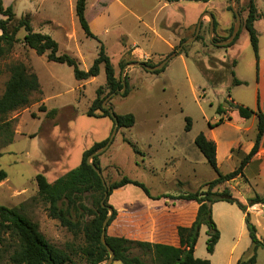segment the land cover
<instances>
[{
	"label": "rangeland",
	"instance_id": "1",
	"mask_svg": "<svg viewBox=\"0 0 264 264\" xmlns=\"http://www.w3.org/2000/svg\"><path fill=\"white\" fill-rule=\"evenodd\" d=\"M1 1L12 8L17 18L27 16L32 31L48 35L58 46L57 54L74 58L80 70L90 68L102 46L121 85H125L126 77L127 86L105 102L108 107L105 110H112L116 115L132 114L135 122L129 129H118L109 147L97 155L105 184L125 177L145 186L153 198L189 194L199 189L206 191V185L216 178V173L195 147V138L199 134L206 139L216 138L219 173L225 174L236 163L235 159H226L228 146L237 141L245 144L253 137V131L238 132L236 118L223 121L219 126H215L214 120L218 118L216 110L219 107L224 108L223 112H235L230 96L245 101L248 109L257 110L258 57L257 60L254 57L243 22L251 1L257 10L258 24L264 26V0H180L175 3L86 0L84 16L93 38L86 37L77 22L76 0ZM235 3L241 20L238 38L229 48L218 47L209 41V19L202 15L210 14L217 24L212 41L225 42L228 39L221 38L229 36L227 31L222 32L223 25L227 21H231L230 26L234 25ZM200 20L195 40L183 46L162 72L155 74L156 71L149 72L133 65L141 63L156 68L192 38ZM24 35L23 30L17 33V43L0 62V96L9 78L6 68L15 63L23 64L36 75L40 93L32 94L27 106L7 114L3 123L6 125L0 127V171L6 174L0 182V206L18 208L22 215L38 225L40 233L52 245L65 250L67 245L80 242L73 240L71 233L56 220L48 218L47 206L39 199L35 178L42 175L48 183H53L77 168L83 153L93 144L109 138L112 120L86 115L96 90L105 87L103 66L99 67L97 77L77 82L71 68L48 62L46 54L37 56L23 45ZM260 37L257 34L258 43ZM263 38H260V51L264 49ZM233 60L236 65L232 70ZM232 71L247 84L233 87ZM103 95L109 96L106 89ZM186 118L190 120L188 131ZM249 124L247 121L245 126ZM236 149L235 146L233 154L237 153ZM223 190H228L233 198L246 205L249 198L264 195V175L249 184L238 178L215 187L212 192ZM93 201L89 194L83 196L86 207L92 208ZM163 203L162 199H148L132 185L115 191L107 204L118 213L107 233L131 234L134 239L150 238L152 224L158 218L151 215L146 206L160 211ZM211 210L220 234L219 241L208 255L206 228L201 226L194 257L208 260L210 264H236L238 260L248 259L252 244L242 212L226 203H215ZM130 212L137 216H129ZM246 212L256 227L257 238L264 242V205H254ZM255 255V264H264V250L258 248ZM0 264L10 263L4 257Z\"/></svg>",
	"mask_w": 264,
	"mask_h": 264
},
{
	"label": "trees",
	"instance_id": "2",
	"mask_svg": "<svg viewBox=\"0 0 264 264\" xmlns=\"http://www.w3.org/2000/svg\"><path fill=\"white\" fill-rule=\"evenodd\" d=\"M163 1L175 3L180 0ZM203 1L206 2L208 0ZM85 5L86 0H76L75 16L84 35L88 38H93L84 16ZM0 16V62L11 53L17 43V33L23 30L25 32L23 45L33 50L37 56L46 54L48 62L66 65L71 68L74 80L77 82L97 77L100 71L99 67L103 66L105 87H99L96 90V97L86 115L93 118L108 117L112 120L109 110L102 108V102L108 96L103 95L104 89L110 95L121 90L122 85L116 78L114 69L102 46H100L97 58L93 61L90 68L87 71H83L78 68L77 61L71 56L57 54L58 46L48 35L34 33L27 16L17 18L12 8L4 7L1 0ZM233 18L235 22L234 14ZM256 19V7L250 1L243 28L248 34L254 57L257 60L258 39L253 28V23ZM213 25V30L215 31L217 26L215 21ZM233 26L231 25L227 30L228 36L232 32ZM239 32L229 46L222 48H229L234 45ZM228 38L221 39L226 40ZM213 42H216V40L213 39ZM235 65L236 61L233 60L231 64L232 70ZM163 70L154 73L158 74ZM6 72L9 78L0 96V127L6 125L3 123L7 114L27 106L32 94L40 93L36 75L23 64L8 65ZM231 77L233 87L243 84L235 78L233 71L231 72ZM124 83L127 86L126 77L124 78ZM126 95L127 91L124 96ZM235 111L239 118L244 120L250 119L253 115L256 116L257 127L253 147L248 154L243 155L239 165L232 172L221 174L217 168L216 144L206 139L203 134H199L194 140V145L216 173V178L206 185V191L199 189L189 194L164 195L153 198L145 186L130 181L125 177L117 182L106 184V188H104L100 178L92 167L86 163V160L88 156L105 145L106 139L100 143L93 144L91 148L83 153L82 160L77 168L69 171L53 183H48L42 175H37L35 178L39 199L47 206L45 211L48 218L56 220L60 227L71 233L73 240H79L80 243L78 245L69 244L65 250L59 249L52 245L40 233L38 225L22 215L18 208L0 206V259L5 257L10 264H106L109 256L107 250L100 242V235L102 224L109 215L106 207L110 206L107 201L115 191L127 185H132L141 190L150 200L162 199L164 202L163 208L160 211L150 210V214H154L158 219H154L155 222L152 224L151 237L145 240L143 238L134 239L131 234L129 236H115L107 233L108 226L113 223L118 213L112 208V213L105 228V243L114 254L113 262H119L120 264H210L208 260L195 258L193 255L194 248L200 227L204 226L206 228L205 251L208 255L213 253L220 234L212 220L211 206L215 203H226L236 206L244 215V225L252 244L251 256L246 260H238L236 264H255V252L258 248L264 250V242L257 238L256 227L250 222V217L246 210L257 204L264 205V195H255L247 200L246 205H243L233 198L228 190L212 192L217 186L243 177V170L257 153L260 139L264 133V115L260 108H257L256 112H254L247 107L236 106ZM96 112H99V114L96 115ZM221 113V108H217L216 114L220 117ZM115 117L118 129H129L134 125L135 119L132 114H115ZM222 123L223 118L220 117L215 126H219ZM189 128L190 120L186 118V131ZM91 163L100 172L98 156L93 157ZM5 178L6 174L0 171V182ZM105 193L107 198L104 201V207H101L100 201ZM85 194H89L94 198L92 208H88L83 204L82 201ZM122 214L126 215L125 213ZM129 216H137V214L129 213ZM127 226L131 227L130 225ZM135 250L138 253H134Z\"/></svg>",
	"mask_w": 264,
	"mask_h": 264
},
{
	"label": "crops",
	"instance_id": "3",
	"mask_svg": "<svg viewBox=\"0 0 264 264\" xmlns=\"http://www.w3.org/2000/svg\"><path fill=\"white\" fill-rule=\"evenodd\" d=\"M4 7H7V6H4ZM0 18H1V16H0ZM230 22L231 21H227L223 25V29H222L223 33L229 29ZM253 28H254L255 32H257V34H259V37L261 36L260 38L264 37V26H261L260 24H258V17L253 23ZM0 35H1V32H0ZM260 38H259V43H258V50L259 51L257 53L258 62H257V77H256V88H257L256 109L260 108L261 104L264 103V49L261 50L262 52L260 51V44H261ZM262 42H263V46H264V38H263ZM234 75H236V74H234ZM235 78L237 80H239L240 82H242L243 84H247L244 79H242L238 76ZM237 87H239V86H237ZM229 101L235 107L236 106H243V107L246 106L245 101H243L241 99L234 100L231 98V96L229 98ZM235 107H234V111H235ZM223 110H224V108H223ZM223 110L221 108L222 113H221L220 117L223 118L224 122L226 120L228 121L231 118H236L237 123L239 125L238 132L245 134V133H248L249 131H251V132L253 131V134H254L252 138L247 139L245 141V144L242 141H237V143H235L234 145L228 146L226 159H229L230 161L232 159H235V162H236V163H234V166L230 171V172H232L239 165V162H240L241 158L243 157V155L248 154L249 151L251 150V148L253 147L254 139H255V135H256L257 118H256V116L253 115L250 119L244 120V119L239 118L236 111L233 112V111H227L226 110V112H223ZM262 113L264 115V112H262ZM220 117L218 116V118L215 119L214 121L217 122ZM247 121H250L249 127L245 126ZM208 140H211L216 144V162H217V168L219 171L220 160H219V150H218L217 140L215 137L208 138ZM235 146L238 150L236 149L237 153L233 154L232 150L235 148ZM263 170H264V133L260 139L257 153L251 158V160L245 166V168L243 170V177H239V178L244 179L245 182L249 184V181L258 179L260 177V175H264ZM146 208L149 210L153 209L149 205H147ZM261 213H263V212H261ZM130 214H131V212H130ZM263 215H264V213H263Z\"/></svg>",
	"mask_w": 264,
	"mask_h": 264
},
{
	"label": "water",
	"instance_id": "4",
	"mask_svg": "<svg viewBox=\"0 0 264 264\" xmlns=\"http://www.w3.org/2000/svg\"><path fill=\"white\" fill-rule=\"evenodd\" d=\"M233 14H234V17H235V22H234V26H233V30L228 38L227 41L225 42H213L212 41V34H213V28H214V20H213V17L208 14V13H205L203 14L202 16H207L208 19H209V41L212 42L213 44H216L218 47H226V46H229L235 39V37L237 36L238 32H239V29H240V25H241V20H240V15H239V12H238V4L235 3V6H234V9H233ZM200 26H201V20L198 22L197 26H196V31L194 33V35L192 36V38H190L187 42H184L181 44V46H179L176 50V52L172 53L171 55H169L165 60H163L156 68H148V67H145L143 64L141 63H134L133 65L135 67H138V68H145L147 71L149 72H154V71H159L161 70L165 65L166 63L173 57H175L181 50V48L191 42H193L196 38V36L198 35L199 33V30H200ZM125 89V85L122 84V90ZM115 93H112L110 94L106 99L105 101L103 102V105H102V108L103 109H108L107 106H105V102L111 97L113 96ZM110 117L112 119V123H113V127H112V131H111V134L109 136V138L107 139V142L105 143V145L100 149L98 150L97 152H94L93 154H91L90 156H88L87 160H86V163L88 165H90L92 167V169L94 170V172H96V174L98 175V177L100 178L104 188H106V184L104 183L103 179H102V176H101V173L99 172V170L90 162V160H92L93 157L101 154L102 152H104L108 147L109 145L111 144L115 134L117 133V130H118V124H117V119L115 117V114L110 110ZM107 198V194L105 193L102 200L100 201V205L101 207H104V201L106 200ZM107 208V211H108V217L104 220L103 224H102V232H101V235H100V242L101 244L105 247V249L107 250L108 252V260L106 262V264H113V261H114V254L112 252V250L107 246V244L105 243V228H106V225H107V222H108V219L112 213V208L111 207H106Z\"/></svg>",
	"mask_w": 264,
	"mask_h": 264
},
{
	"label": "built area",
	"instance_id": "5",
	"mask_svg": "<svg viewBox=\"0 0 264 264\" xmlns=\"http://www.w3.org/2000/svg\"><path fill=\"white\" fill-rule=\"evenodd\" d=\"M260 110H261L262 112H264V103L261 104V106H260Z\"/></svg>",
	"mask_w": 264,
	"mask_h": 264
}]
</instances>
